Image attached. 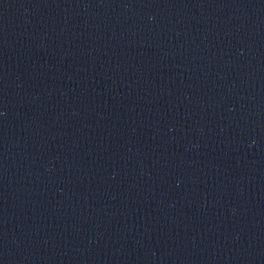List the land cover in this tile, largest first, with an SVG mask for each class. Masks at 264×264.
<instances>
[{"label": "water", "instance_id": "95a60500", "mask_svg": "<svg viewBox=\"0 0 264 264\" xmlns=\"http://www.w3.org/2000/svg\"><path fill=\"white\" fill-rule=\"evenodd\" d=\"M0 201L101 264H264V0H0Z\"/></svg>", "mask_w": 264, "mask_h": 264}]
</instances>
